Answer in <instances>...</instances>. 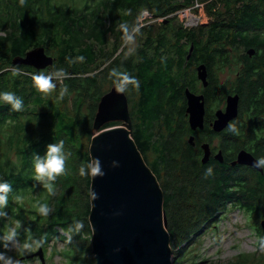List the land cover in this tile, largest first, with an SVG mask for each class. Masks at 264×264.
<instances>
[{
	"label": "trees",
	"instance_id": "1",
	"mask_svg": "<svg viewBox=\"0 0 264 264\" xmlns=\"http://www.w3.org/2000/svg\"><path fill=\"white\" fill-rule=\"evenodd\" d=\"M192 2L103 0V10L98 5L94 11L84 12L64 0H26L24 6H20L19 0H0V92L15 93L23 99L24 105L23 110L17 112L0 102V182L12 185L8 206L0 209L6 213L0 217V237L9 229L10 224L5 227L4 222H19L22 248L17 256H22L29 239L46 237L45 245L56 238L58 230L72 235L59 236L62 243H66L62 239L73 241V235H78V223L91 234L88 222L90 176L81 177L79 168L90 160L88 149L93 118L99 99L105 94L102 88L106 84L115 86L111 76L113 69L127 72L139 81L138 86L129 85L124 92L128 103L133 104L131 135L162 189L171 240L178 243L190 235L196 236L203 227L200 224L221 209L218 208L220 200L228 197L225 185L222 176L215 175L214 171L204 177L210 161L205 165L200 163V145L219 137L223 148L228 145L225 142H231L234 148L251 149L252 145L248 143L249 148L242 140L251 139L254 128L249 125L244 129L239 123L245 116L247 122L256 124L264 110V95L260 93L261 86L264 87V0H242L240 4L219 0L224 8L206 28L184 29L174 25L176 17L170 15ZM210 5L207 4V9L212 11ZM141 10L150 14L143 16ZM157 19H163L159 28L153 22ZM121 24L132 27L131 34L139 41L129 53L120 50L127 39L119 28ZM36 46L43 47L54 59L51 67L37 71L28 66L12 65L14 57H23ZM190 48L193 51L187 60ZM250 49L254 50L250 57L254 63L239 68L237 81L240 83L234 92L239 96L240 109L239 119L233 121L237 132L226 129L215 134L209 127L215 112L210 108L214 99L212 87L217 86L213 68L226 67L235 50H242L243 57L249 59L247 51ZM78 57L84 60L81 62ZM194 64L206 65L210 82L205 89L204 129L191 133L183 110L185 103L180 110L176 101L184 99L185 89H195L196 70L190 69ZM183 65L187 68L183 69ZM17 68L19 74L14 75ZM60 68L68 73V78L62 82L54 80L56 89L49 95L38 92L32 76L41 72L51 74ZM65 85L68 93L58 99ZM133 95H137V99L132 101L130 96ZM225 97L223 95L222 99ZM88 100L91 101L89 114L85 116L81 110ZM116 125L119 124L109 123L104 127ZM191 134L195 137V147L187 143ZM59 140L64 141L65 153H70L66 160L67 174L56 179L55 195H49L34 179L33 157H42L46 146ZM10 152L15 157L13 161L9 159ZM149 153L153 155L151 162L147 160ZM249 176L248 210L261 218L264 217V177ZM35 189L39 194L34 202L36 211L30 213L40 215L37 205L46 203L51 212L38 219L45 225L29 222L24 216L21 218V207L12 208L13 199ZM26 230L31 231V237ZM7 250L0 246V252ZM179 253L174 252L176 258ZM54 254L61 255L69 263L77 260V255ZM178 260L174 264H179Z\"/></svg>",
	"mask_w": 264,
	"mask_h": 264
},
{
	"label": "water",
	"instance_id": "2",
	"mask_svg": "<svg viewBox=\"0 0 264 264\" xmlns=\"http://www.w3.org/2000/svg\"><path fill=\"white\" fill-rule=\"evenodd\" d=\"M191 51L192 48L187 60ZM247 54L251 57L254 50H248ZM53 61L43 47L37 46L23 57H14L12 65L41 71L51 67ZM195 70L198 81L204 89L207 88V69L201 64ZM184 95L189 131H202L206 115L204 97L189 89L184 90ZM238 105L237 94L226 96L224 110H216L210 123L213 133L222 132L229 122L238 117ZM109 123L121 125L104 127ZM92 134L89 157H98L105 172L103 177H90L88 222L94 264H173L175 260L170 248L171 238L166 230L163 192L131 137L128 99L124 92L116 90V86H112L99 99ZM194 139L192 134L187 138L189 146H195ZM200 147L203 152L200 163L205 165L210 160V147L208 143H202ZM214 160L221 161L220 152L214 156ZM255 160L242 149L238 151L233 164L246 165L262 172V168L253 167ZM112 161H117L119 166L110 167ZM91 190L98 194V199L92 200ZM117 212L121 214L115 215ZM259 227L264 230V220ZM35 256L43 261L41 249Z\"/></svg>",
	"mask_w": 264,
	"mask_h": 264
},
{
	"label": "rangeland",
	"instance_id": "3",
	"mask_svg": "<svg viewBox=\"0 0 264 264\" xmlns=\"http://www.w3.org/2000/svg\"><path fill=\"white\" fill-rule=\"evenodd\" d=\"M197 1L199 5L203 6L204 2H208L209 0ZM218 1L219 0L213 1L216 2V5L215 9L211 8L212 11L206 9L204 14H194L196 16H202L200 24H197L194 28L197 26L206 28L209 21L214 20L219 11L222 12L221 10L224 7L222 6V3ZM146 12L147 14H150L148 11ZM142 15L145 16L146 13H142ZM140 20L142 19L140 18ZM162 20L163 19L153 20L156 24V28H159V25H162ZM196 22L197 21L192 22L191 25ZM142 23H145V21H142ZM173 24H178L177 17ZM133 37L132 40H125L120 47L121 51L129 53L137 44L139 45L137 37ZM241 54H243L242 50H235L232 52V55H230V63H228L226 67H218V69L213 68L217 75V83L220 86L219 89L229 91L236 87L240 68L238 57ZM199 88L201 89V86ZM110 89L111 84H106L102 88V91L103 93H106ZM130 98L132 101L136 100L137 95L130 96ZM90 103L91 101L88 100L82 107L81 113L85 116L89 114L88 104ZM211 104L214 106V102ZM132 105V103H129V112L133 110ZM213 106L211 105L210 108H214ZM118 124L120 125V123ZM209 144L212 149L217 150L219 140L213 138ZM9 159L11 161L15 159L12 152L9 154ZM152 159L153 155L149 153L147 155V160L151 162ZM38 187L39 186H36L37 189ZM37 189H35V191H30L27 195L19 197V199H13L11 204L13 210L16 206L17 208L21 207V218L24 216L23 219H26L29 222L35 224L43 223V225H45L46 223L38 221V219L41 218L40 215L36 216L35 214L30 213L31 211H36L34 208V202L39 196L38 191H36ZM83 192L82 188V194ZM218 208L221 209L215 212L210 219L207 218L208 220L206 219V223H203V225L202 223L200 224L201 227H203L201 231L197 232L196 236L190 235L187 240L181 242L182 240L180 239L178 240V243H176V241H170V248L172 249V255L175 260L174 263L179 259V264H264V249L261 248V241L264 240V233L260 234L257 232V224L251 218L249 213L246 210L243 211L242 209H238L232 204H226L225 201L221 202ZM44 219L46 220L47 218ZM8 223L10 224L9 228L17 227V223L10 220L4 222V226L7 227ZM82 225L83 224L81 223L76 225L78 228V235H73V241L62 239L67 244H72L71 246H65L66 243H62L59 236L67 238L72 235L68 232L65 234L61 230H58L59 232L53 241L38 248L32 247L31 249L24 250L20 257L17 256L22 248L20 245H13L11 249H8L5 252V254L14 257L18 261V264H79L78 262H81L82 264H94V255L90 249L91 234L89 235ZM7 232L8 229L4 230L5 234H7ZM39 249L42 250L43 261H41L38 256H35ZM178 251H180V253L176 258L174 252ZM55 252H62L64 256L68 257L77 255V260L69 263L61 257V255L54 254Z\"/></svg>",
	"mask_w": 264,
	"mask_h": 264
},
{
	"label": "clouds",
	"instance_id": "4",
	"mask_svg": "<svg viewBox=\"0 0 264 264\" xmlns=\"http://www.w3.org/2000/svg\"><path fill=\"white\" fill-rule=\"evenodd\" d=\"M26 0H19L20 6H24ZM119 28L128 40H132L134 37L131 34V28L127 24L119 25ZM138 31V29H136ZM78 59L82 62L84 57H78ZM14 75L19 74V69H14ZM111 76L114 78L116 90L118 92H125L129 85H139V81L131 76L127 72H120L116 69H113L111 72ZM68 78V73L63 69H57L55 72L51 74L37 73L32 76L33 84L36 90L44 95H49L56 89V83L54 80L63 81ZM68 93L67 86H63L58 99H62ZM0 102L10 105L13 111H22L23 110V99L16 96L13 92H0ZM227 130L232 133H236L237 129L233 122H229L227 124ZM70 153L66 154L64 151V141L59 140L58 142L48 144L46 146L45 154L41 156L33 157V167H34V179L40 182L43 187L47 190L49 195H55L54 182L60 176L66 175V160ZM119 164L117 161H112L110 167H118ZM253 167L255 168H264V157H260L256 159L253 163ZM212 168L209 167L205 170L204 177L212 175ZM79 175L81 177H91L92 179L97 177H103L105 172L103 170V166L101 160L98 157H92L88 162L82 164L79 168ZM12 192V185L8 182H0V209H4L8 206V194ZM90 195L92 200H96L99 198L98 194L94 191H90ZM19 199V197H17ZM38 213L41 216L47 217L51 209L46 203H39L37 205ZM121 213L117 212L115 215H120ZM6 213L0 211V217H4ZM20 227L19 222H17L16 228H9L8 232L5 236L0 237V246L5 249H11L13 245L19 246L20 241V233L18 228ZM29 237H31V231L26 230ZM46 242V237L40 238H31L24 245L25 250L31 249L32 247H41ZM261 248L264 249V240L261 241ZM0 264H18V261L11 256H7L5 252H0Z\"/></svg>",
	"mask_w": 264,
	"mask_h": 264
},
{
	"label": "flooded vegetation",
	"instance_id": "5",
	"mask_svg": "<svg viewBox=\"0 0 264 264\" xmlns=\"http://www.w3.org/2000/svg\"><path fill=\"white\" fill-rule=\"evenodd\" d=\"M64 1L67 2L68 4H70V2H71L74 5L73 8L78 9V10H84V12L94 11V9H96L98 5H100V9L103 10V0H80L77 3L74 2L75 0H64ZM213 1H215V0H209L208 2H204V5L202 7H200L198 11H202V13L204 14V11L207 9V4H211L210 7L215 9V2H213ZM233 1H238L239 4L242 2V0H233ZM193 2L198 3L197 0H193ZM146 11L147 10H141V13H146V15H147ZM177 13L178 12H176L175 14L172 13L170 15V17H176ZM178 25L181 26V24L179 22H178ZM188 53H189V50H188ZM238 60H239V66L241 68H243L244 66H246L248 64L254 63V61H252L250 59V57H249V59L248 58L245 59L243 57V54L239 55ZM198 65L199 64H194V66L191 65L190 69L191 70L196 69V67ZM185 67L186 66L183 65V69ZM195 73H196V71H195ZM207 73H208V70H207ZM208 79H209V74H208ZM209 82L210 81H208L207 88L209 87ZM239 83L240 82L237 81L236 87L233 88L232 90H229V91L224 90V89L223 90L219 89L220 86L218 85V83H217V86L214 85L212 87V91L214 92V94H213L214 99L212 100L214 102V106H213V104H211L214 108H212L211 110H215V111L216 110H224L225 99H222V96L223 95L227 96L230 94L234 95L235 90L237 89V87H239ZM200 86H201V89L199 88ZM193 88H195V89L190 90V92H192L196 95H203L204 101H205V110H207V107H206V101L207 100H206V96H205V89H207V88L204 89L202 87L201 82L198 81V79L195 82ZM261 88L262 89H261L260 93L261 94L263 93L262 95H264L263 85L261 86ZM219 91H220V93H219ZM184 103H185V106H184L183 110H185V108H186L185 95H184V99H181L180 101H176V106L181 110L182 104L184 105ZM239 110L240 109H239V105H238V117L236 119H239ZM185 117L187 119L186 115H185ZM242 117H243L242 118L243 120H242V122L239 123V125L241 127H244V129H247L248 126L250 125V127H253L254 131H255V133L253 134L251 139H243L242 140V141H244V143L247 142L246 144L249 146V148H250V145L248 143H250L252 145L250 150H245V151L250 153L255 159H258L260 157H264V110L260 113V116L257 118L258 122L256 120V122H257L256 124L255 123H249L246 121L245 116H242ZM213 120H214V112H213V118L209 122V127H210V123ZM226 129H227V127H226ZM210 130H211V127H210ZM225 130H223V131H225ZM214 138L219 140V146H218L217 150H214L210 147V144L208 143L210 150H211L209 166L212 168L215 175H219V177L222 176L221 180L223 181V184L225 185V190H226V193L228 195L227 198H223L222 200H220L219 203L225 201L226 204H232V205L236 206L238 209H242L243 211L246 210L249 213V215L251 216V218L254 220V222H256L257 228H258L257 232L260 234H263L264 230H262L259 227V223L262 220H264V217L258 218V216H256L254 214V212H251L248 210V199H249L248 198V186H249L248 181L251 178L249 176L250 174H252V176H254V177H264V168H262V172H258L254 168L246 166V165H238V164L234 165L233 163L236 160L237 153H238V151H240L242 149L232 147L231 142H225V144L227 143L228 145L225 148H223L222 147L223 141L221 140V138H219V137H214ZM211 141H212V139H211ZM211 141H210V143H211ZM203 143H206V142H203ZM218 152L221 153V161L220 162L213 159V157ZM255 153H258L259 155H255Z\"/></svg>",
	"mask_w": 264,
	"mask_h": 264
},
{
	"label": "built area",
	"instance_id": "6",
	"mask_svg": "<svg viewBox=\"0 0 264 264\" xmlns=\"http://www.w3.org/2000/svg\"><path fill=\"white\" fill-rule=\"evenodd\" d=\"M200 7H202V6L199 5L197 2H193L190 6L184 7V8L179 10L176 17L178 19V22L181 24V26L184 29L194 28L198 24L197 17L194 15L193 11H196V12L202 14V11H198ZM194 21H197V22L195 24L191 25V23Z\"/></svg>",
	"mask_w": 264,
	"mask_h": 264
},
{
	"label": "bare ground",
	"instance_id": "7",
	"mask_svg": "<svg viewBox=\"0 0 264 264\" xmlns=\"http://www.w3.org/2000/svg\"><path fill=\"white\" fill-rule=\"evenodd\" d=\"M194 12V14H200V13H198V12H196V11H193ZM196 16V15H195ZM197 17V21H198V24H200V20H201V18H202V16L200 15V16H196ZM204 65V64H203ZM205 66V68L207 69V67H206V65H204ZM201 146V145H200ZM195 147V146H194ZM200 150H201V147H200ZM201 152H202V150H201ZM202 155H203V152H202ZM210 156H211V150H210ZM213 159H214V157H213ZM210 161V160H209Z\"/></svg>",
	"mask_w": 264,
	"mask_h": 264
}]
</instances>
